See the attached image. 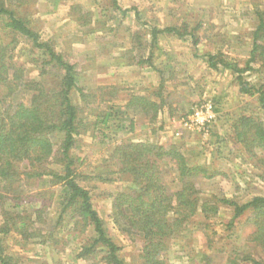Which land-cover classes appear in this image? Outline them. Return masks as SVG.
Listing matches in <instances>:
<instances>
[{
    "label": "trees",
    "instance_id": "obj_1",
    "mask_svg": "<svg viewBox=\"0 0 264 264\" xmlns=\"http://www.w3.org/2000/svg\"><path fill=\"white\" fill-rule=\"evenodd\" d=\"M20 7L14 0H0V264L33 263L28 262L32 249L37 251L34 264L48 259L53 264H170L167 255L177 246L184 251L196 233L205 239L202 251L179 256H190L191 264H264V192L244 201L236 196L238 184L231 198L207 188L230 177L214 165L224 142L229 150L224 159H238L264 177V0H244L234 7L238 14L233 16L231 10L229 15L239 30L223 32L216 31L206 13L197 21L185 18L160 26L139 23L136 12L143 28L132 42L124 35L131 30L116 34L130 16L119 0H111L103 10L107 15L96 21L71 4L69 19L82 33L79 43L106 33L80 69L68 61L69 53L34 26L33 14ZM172 39L188 44L211 71L231 75L239 97L255 103L218 116L207 132L195 131L200 140L209 137L200 150L195 147L199 152L187 149L182 140L160 143L145 137L147 131H157L159 120L171 110L168 98L175 90L168 88L175 67L169 56L163 67L158 59L170 55L161 47L162 40ZM102 60L109 62L103 65ZM111 65L156 74L158 82L141 91L124 84L94 91L80 85L87 71ZM29 66L35 68L36 78ZM193 109L176 120H184ZM81 112H87V118H81ZM87 137L105 155L90 170L84 169L87 159L77 152ZM212 146L217 150L209 151ZM87 182L122 185L110 195L111 218L122 236L140 246L131 262L95 208ZM222 212L231 213L222 224L228 231L223 239H230L237 220L247 216L245 223L253 231L246 243L259 255L237 249L238 244L227 251L226 245L216 243L219 232L213 220Z\"/></svg>",
    "mask_w": 264,
    "mask_h": 264
},
{
    "label": "rangeland",
    "instance_id": "obj_2",
    "mask_svg": "<svg viewBox=\"0 0 264 264\" xmlns=\"http://www.w3.org/2000/svg\"><path fill=\"white\" fill-rule=\"evenodd\" d=\"M243 1L244 0H223L222 3V0H119L122 9L130 10V12H128L130 16L122 20L119 29L116 30V34L120 37L129 29L131 30L129 31L130 33H125L124 35L127 37L129 36L130 40L136 33L141 34L140 32L143 26L138 25V18L135 16L136 12L140 14L139 23L144 22L150 25L160 26L178 24L185 18H187V21H197L202 18V13H206L209 15V19L214 22L216 31H232L233 28L234 30H239L240 26L238 22L234 21L232 14L233 16L234 14H238L239 11H233V8L236 6L239 8ZM14 2L21 6L19 8L21 12L28 13L29 11L33 14L30 18H35L34 26L38 30L43 31L45 37L54 39L62 51L69 53L67 55L68 61L77 64L79 69L84 65L86 58L89 57L93 51L98 50L96 46L99 43L97 41L99 38L103 39V36L106 34L102 31L96 35V37L85 38L84 42L80 41L82 43H79L77 40L82 33L79 32L76 23L69 19V12L71 4H77L81 6V11L89 15L92 21L101 20L103 14L107 15L103 10L106 9V6L108 7L110 5L111 0H14ZM231 10L233 13L229 15ZM188 12H191L192 15L188 16ZM185 13L186 15L181 16ZM113 15H115L119 21L122 19L119 13ZM221 16L225 18L222 21L220 19ZM114 25L116 26L117 24ZM108 38L109 36L107 39ZM161 47L170 51L169 54L171 56L167 53L163 54L162 57L158 59V66L163 67L162 62H166V59L168 60L167 56L170 57L168 61L173 63L172 66L175 67V73L173 81H170L171 83L169 84L168 90H170V92L175 90V93L170 94L171 96L168 98L171 104V110L169 109V111H166L163 120H159L160 122L156 128L157 131H147L146 135L144 132L145 137L157 138L160 143L169 140H182L185 142L187 149L190 147L197 149L195 147L198 146L200 150L202 145L209 140V137H204V135L200 140V137H198L199 133L184 129L180 124L181 120H176L175 117L186 115L192 108L206 102H211L215 106L214 109L217 110V117L227 114L233 115L238 108L254 107V100L239 97L238 86L231 82V75L226 72L217 73L211 71L204 61L194 57L188 44L173 39L169 41L162 40ZM106 53H108V50H106ZM236 54L239 53L236 52ZM101 62L104 61L102 60ZM107 62H109V60L101 64L104 65ZM109 67V69L103 67L105 70L97 69L95 72L87 71L86 74L80 78V85H90L94 91L99 86L106 84H124L131 90L133 89L135 91V89H137L141 91L143 88H150L158 82L156 74L153 73L146 72L140 74L132 71L125 72L119 70V68H116L114 65ZM29 70L33 73L31 75L32 78H36V72L33 71L35 68L29 66ZM168 92L169 91H167V93ZM75 101L78 102V105L81 104L78 98L75 99ZM173 112L174 117H172ZM87 116V112H81L80 114L81 118H87ZM212 125H215V122ZM219 132H221L222 136L225 134L223 137H226L224 128H220ZM81 140L79 144L80 149H78L77 152L80 157H85L87 159L84 164V169L90 170L97 163H100L101 158L105 155L99 146H93V142L88 137ZM225 145V142L220 144V146H224V148H221L222 155L219 159H215L214 165L215 168L224 169L225 172H229L230 177L220 178L212 184L207 185V188L214 193L219 192L220 194H226L228 198H231L234 197L235 187L238 184V186H240V191L236 192V196L238 200L243 198L244 201L254 195L262 194L264 192V177L260 178L258 176L261 174V171L253 170L251 166L243 164L238 159H234L233 161L224 159L223 156L227 157L229 152V150L227 151L225 148ZM215 146L210 147L208 150L211 151L213 147L214 150H217ZM206 159L212 162L209 153H207ZM85 184V186L92 188L91 193L94 206L104 219L110 235L122 247L123 256L127 258L128 262H131L134 255L138 253L137 251L140 249V246L132 241V239L122 236L113 224L111 218L112 199L110 195H113L116 189L122 185L120 183L106 185L99 182H87ZM230 217V212H222L221 216L213 220V225H215L214 229L219 232V235L215 239L216 243H218V245H226L227 251L233 247V244H238L237 246L240 248L236 247L237 249H252L255 255H259L257 249H254L246 243V237L253 231V227L245 223L247 216L237 220L236 228L233 230L234 233H231L232 237L230 239H223L228 231L224 229L222 224L227 223ZM244 223L246 225H244ZM193 238L194 241L188 244V247H185L184 251H182L184 247L177 246V248L175 247V249L167 255L170 264L192 263L193 260L190 259V256L185 258L179 256L185 255L186 251L191 252V254L194 253V256H197L196 254L202 251V244L205 242L202 233L194 234ZM226 238H228V236ZM35 252L37 251L34 249L28 252L30 253L28 262H33L29 264H34L35 259H37V257L33 255ZM196 260H199V258H196ZM48 261L49 263L46 262V264L52 263L50 259H48ZM39 264H42V262L39 261Z\"/></svg>",
    "mask_w": 264,
    "mask_h": 264
},
{
    "label": "built area",
    "instance_id": "obj_3",
    "mask_svg": "<svg viewBox=\"0 0 264 264\" xmlns=\"http://www.w3.org/2000/svg\"><path fill=\"white\" fill-rule=\"evenodd\" d=\"M217 119L214 105L211 102H206L196 106L193 113L181 120V125L184 129L198 132H207V128Z\"/></svg>",
    "mask_w": 264,
    "mask_h": 264
}]
</instances>
